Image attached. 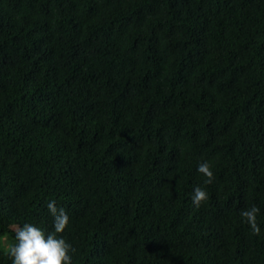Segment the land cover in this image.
Listing matches in <instances>:
<instances>
[{"label":"trees","instance_id":"1","mask_svg":"<svg viewBox=\"0 0 264 264\" xmlns=\"http://www.w3.org/2000/svg\"><path fill=\"white\" fill-rule=\"evenodd\" d=\"M52 200L72 264H264V0H0V264Z\"/></svg>","mask_w":264,"mask_h":264},{"label":"clouds","instance_id":"2","mask_svg":"<svg viewBox=\"0 0 264 264\" xmlns=\"http://www.w3.org/2000/svg\"><path fill=\"white\" fill-rule=\"evenodd\" d=\"M198 173L205 177L204 184L210 185L214 181V172L209 162L201 163L197 168ZM208 199V194L197 186L192 195V202L196 207L201 206ZM47 208L53 217V231L45 233L41 228L25 223L15 230V243L7 249L12 259V264H72L74 251L72 246L59 234L65 232L70 224V217L63 208H58L56 201L47 202ZM259 207L252 206L241 210V217L250 226L254 234H259L257 224Z\"/></svg>","mask_w":264,"mask_h":264},{"label":"rangeland","instance_id":"3","mask_svg":"<svg viewBox=\"0 0 264 264\" xmlns=\"http://www.w3.org/2000/svg\"><path fill=\"white\" fill-rule=\"evenodd\" d=\"M13 220H16V219H13ZM15 222V221H14ZM6 225L8 226V227H10V228H13V229H16L18 226H17V224H15V223H12V221H8V222H6Z\"/></svg>","mask_w":264,"mask_h":264}]
</instances>
